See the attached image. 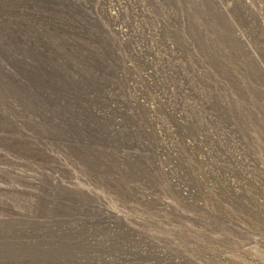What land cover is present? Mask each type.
Listing matches in <instances>:
<instances>
[{
  "label": "rangeland",
  "instance_id": "obj_1",
  "mask_svg": "<svg viewBox=\"0 0 264 264\" xmlns=\"http://www.w3.org/2000/svg\"><path fill=\"white\" fill-rule=\"evenodd\" d=\"M0 264H264V0H0Z\"/></svg>",
  "mask_w": 264,
  "mask_h": 264
}]
</instances>
